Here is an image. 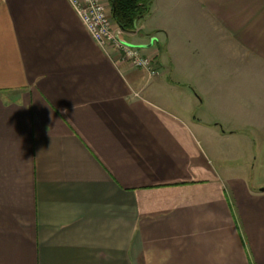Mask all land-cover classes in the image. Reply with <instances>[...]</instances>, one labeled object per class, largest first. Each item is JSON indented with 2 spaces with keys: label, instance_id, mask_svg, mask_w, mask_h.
Segmentation results:
<instances>
[{
  "label": "crops",
  "instance_id": "crops-1",
  "mask_svg": "<svg viewBox=\"0 0 264 264\" xmlns=\"http://www.w3.org/2000/svg\"><path fill=\"white\" fill-rule=\"evenodd\" d=\"M120 37L156 76L68 0H0V264H264V182L226 165L264 168V0H154Z\"/></svg>",
  "mask_w": 264,
  "mask_h": 264
},
{
  "label": "built area",
  "instance_id": "built-area-1",
  "mask_svg": "<svg viewBox=\"0 0 264 264\" xmlns=\"http://www.w3.org/2000/svg\"><path fill=\"white\" fill-rule=\"evenodd\" d=\"M68 1L99 45L106 50H116L124 61L144 70L150 77L158 74L152 56L144 55L140 48L120 37L122 29L114 25L109 7L103 0Z\"/></svg>",
  "mask_w": 264,
  "mask_h": 264
},
{
  "label": "rangeland",
  "instance_id": "rangeland-1",
  "mask_svg": "<svg viewBox=\"0 0 264 264\" xmlns=\"http://www.w3.org/2000/svg\"><path fill=\"white\" fill-rule=\"evenodd\" d=\"M110 13H111V10H110ZM158 16L159 15L155 16L154 21H157ZM113 22H114V20H113ZM114 25H115V23H114ZM122 36H124L125 38H128V40L130 39L128 36H125V35H122ZM154 38H155V40H152V41H155V46H157V41H159V40H162L161 42H163V43L165 42L166 43V38L163 35L160 36V39L157 36L154 37ZM145 40H147V39H145ZM177 44L178 43H176V45ZM215 51H217V50H215ZM211 53L214 55L213 49L211 50ZM214 57H215V55H214ZM207 59H208V56H207ZM193 60H195V57H193ZM170 61H171V56H170L169 52L164 51L162 53V62L168 63ZM216 70H218V75H220V73H219L220 66L217 67V63H216V67L214 68V75H215ZM161 76H163V74ZM162 78L165 81H167V82H165L164 89H163L166 93L174 94L176 96V93H180V92L183 91L182 90L183 89V85L177 84L178 81L176 80V72L173 71V73H171V75L165 73V75ZM196 86H197L196 88L199 89V85H196ZM185 90H186V88H185ZM194 93H196L194 95H198V93L200 94L199 90H197V92L194 91ZM198 111H201V115L203 116V118H205V119L211 118V116L203 114V112L205 111L204 108H202V109H200ZM226 165L230 166V167H233L235 169H238V170H240L242 172L249 173L250 176L252 177L251 180H253L255 183H256V181L258 183L264 182V178L261 179V176L264 175V168H260L261 165L257 164V162H255V161H253V159L250 160V152L248 150H246V149L242 150V154L241 155L228 157Z\"/></svg>",
  "mask_w": 264,
  "mask_h": 264
},
{
  "label": "trees",
  "instance_id": "trees-1",
  "mask_svg": "<svg viewBox=\"0 0 264 264\" xmlns=\"http://www.w3.org/2000/svg\"><path fill=\"white\" fill-rule=\"evenodd\" d=\"M154 0H108L112 18L123 31H134L138 20L151 11Z\"/></svg>",
  "mask_w": 264,
  "mask_h": 264
},
{
  "label": "water",
  "instance_id": "water-1",
  "mask_svg": "<svg viewBox=\"0 0 264 264\" xmlns=\"http://www.w3.org/2000/svg\"><path fill=\"white\" fill-rule=\"evenodd\" d=\"M131 45H133V44H131ZM133 46H136V45H133ZM145 45H142V47H144ZM136 47H138V46H136ZM264 189V188H263Z\"/></svg>",
  "mask_w": 264,
  "mask_h": 264
}]
</instances>
